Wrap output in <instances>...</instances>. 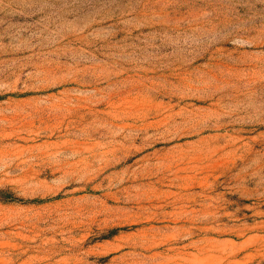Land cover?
Wrapping results in <instances>:
<instances>
[{
	"label": "rangeland",
	"instance_id": "rangeland-1",
	"mask_svg": "<svg viewBox=\"0 0 264 264\" xmlns=\"http://www.w3.org/2000/svg\"><path fill=\"white\" fill-rule=\"evenodd\" d=\"M0 264H264V0H0Z\"/></svg>",
	"mask_w": 264,
	"mask_h": 264
}]
</instances>
